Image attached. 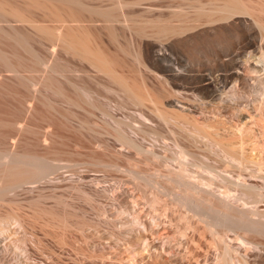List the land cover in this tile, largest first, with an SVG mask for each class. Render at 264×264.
<instances>
[{"label": "rangeland", "instance_id": "374dc122", "mask_svg": "<svg viewBox=\"0 0 264 264\" xmlns=\"http://www.w3.org/2000/svg\"><path fill=\"white\" fill-rule=\"evenodd\" d=\"M44 1L54 9L61 7L64 14L70 10L59 0ZM78 1L111 8L117 0ZM123 1L132 28L115 22L119 26L114 36L98 21L67 22L62 29L87 26L93 45L103 48L111 60L116 80L93 58L67 50L60 40L54 43L58 34L53 41L46 37L39 27L53 29L59 23L44 2L39 6L33 0H0V144L13 143L30 123L21 138L49 158L51 178L60 176L33 190L19 188L16 194L42 239L40 245H29L33 264H212L216 248L209 233L201 235L195 228L203 224L194 213V195H184V205L175 201L173 196L185 185L182 180H166V173L178 167L181 150L195 162L205 157L208 161L201 162H210L214 173H240L238 167L224 169L216 147L195 130L197 123L225 144L236 149L241 145L248 157L264 160V95L256 90L264 78V0H242L248 12L229 18H223L225 0ZM80 3L71 5L79 9ZM13 9L24 11L25 20ZM172 9L192 19L177 20L183 25L179 31L158 38V18H167ZM242 21L245 34L235 25ZM147 42L163 48L165 56L148 57ZM242 51L251 57H242ZM119 74L126 80L122 82ZM224 74L232 81L217 95L208 81L219 86ZM126 83L138 87L142 98ZM40 128L51 132L50 148L41 142ZM36 139L43 146L35 144ZM135 173L144 178L137 180ZM70 176L80 178L74 183L80 184L84 196L72 193V181L63 179ZM253 181V190L264 195V176ZM42 192L51 195L43 203ZM87 193L93 194V201L85 199ZM146 194L150 199L156 194L157 209ZM60 196L70 203L60 201ZM38 203L46 211H36ZM134 208L142 210L145 227L129 221ZM53 215L68 217L73 225L42 219ZM83 226H90L94 235L88 236Z\"/></svg>", "mask_w": 264, "mask_h": 264}, {"label": "bare ground", "instance_id": "6f19581e", "mask_svg": "<svg viewBox=\"0 0 264 264\" xmlns=\"http://www.w3.org/2000/svg\"><path fill=\"white\" fill-rule=\"evenodd\" d=\"M33 1H37L39 6L42 5H40L41 2H44L45 5L44 3L43 5L45 7L47 6L49 11L51 10L50 13L52 12V14L56 16V19L55 16L51 17L54 20H57L59 23L55 26L53 25V29H51L52 26L50 27L49 25L44 24L41 27H39V25L41 24L37 25L48 39L52 38L53 41L55 38H57L56 42L53 41L54 43L57 44V41L60 40L62 41V43H64L63 45L67 50L71 52H82L84 55L93 58L94 60H96L95 63H98L97 65H99V67L103 66L100 68H105L106 70H104L107 73L108 71H110L112 73L110 75L112 76L114 74L113 77L115 76L116 80L118 79V75L114 73L115 71L112 67L113 64H111L110 62L111 60L109 61V59H107L108 57L106 56V51L100 46H96L95 44L93 45V35L91 30L86 28L87 26H84L82 30H79L78 27H83L81 26L83 24L80 23L78 24L80 26L72 27V29L68 31L65 30L67 27V22L84 21L102 22L103 26L111 30L110 34L113 33V36L115 34V30L119 26L115 22H122L123 27L132 28V23L130 21L128 13L124 9L125 3L123 0H117L116 5L111 8H101L102 5L90 7L88 5L81 4L78 0H59L64 4H69L70 10L66 12L67 14L63 13L64 10L61 7H56V9H54L51 6L46 5V3L48 4L47 1ZM75 2L80 3L79 9L71 5ZM37 3L36 5H38ZM18 10L20 12L19 14L17 13ZM18 10L13 9V11L17 13L16 17H19L18 19L22 17L21 19L25 20V15L23 13L24 11H21L20 9ZM83 10H88L90 12V15H85ZM224 10L226 11V15H224L223 18H229L238 13L248 12L242 0H225ZM198 16H201V14L199 13ZM26 18L29 19L27 16ZM191 19L192 18L189 15H186V13L178 9H172L167 18H158V20L162 23L157 24L158 30L156 36L158 38H161L164 35L175 34L183 26L182 24L177 23V20L183 21ZM29 20L32 19L30 18ZM244 20L247 22L246 19ZM32 21H39V19H33ZM246 22H236L235 25L238 26L240 34H245L244 32ZM239 25L241 26L239 27ZM63 27H65V30H62ZM59 28L60 31H56V29ZM54 29L56 32H59L54 33ZM221 32L222 30L220 29L219 33ZM54 35L56 36L55 38ZM171 38L176 40L174 36ZM192 49L196 51V53H198L197 48ZM194 51H192V53L195 54ZM145 54L148 57H150L149 55L151 54L162 57L165 56V50H163V48L159 47L155 43L147 42ZM241 55L242 57H251L246 54V51H242ZM120 76L122 81V75ZM123 80H126L125 77ZM121 81L120 83L125 85V81L124 83H122L123 81ZM231 81L232 80L230 75L224 74L221 75V82L219 86L214 85L211 80L208 81V84L213 85L214 93H217V95H222V93L220 92H222V90H225ZM128 84L129 88H132V84ZM128 84L126 85V88H128ZM133 88H135V90ZM133 88L132 90L129 89L132 91V93H134L133 95H135L139 99L142 98L143 94L140 92V90H138V87L137 89L136 86ZM256 88V90L264 95V78H262V80L259 79V83ZM33 105L31 104V106ZM25 123L27 124V122ZM28 124L25 126V130L22 129L23 132H21V130L19 129L22 128L20 127L21 124L17 126L20 130L19 134L22 133L23 135L26 129H29L31 124L29 126ZM205 126L206 125L197 123L195 125V130L200 133L201 136L203 135L204 138L206 136V139L208 138V142L216 147L217 154L221 157L219 158L221 160L223 159V161L225 162L224 169H226L227 167H238V169L236 170L238 171L237 173H239V171L240 173L238 174V176H232L228 173H225V170L214 173L213 171H211L212 169L209 168L213 167L210 166V162L207 163V165L209 164L208 166L205 164V161H208L204 160L205 157H203L202 159L200 158L199 160L200 162L201 160H203L205 163L203 161V163H198L199 161L197 162L196 160L195 162V160L193 161L191 158H189L190 155H188V152L186 150H181V153L179 154L180 156L178 167H169V169H171H168V173H166L165 176L167 178L166 180H170V182H173L174 180H178L177 182H179L182 180V183H180L185 185V188L181 187L182 191L179 190L177 192L179 195L173 196V199L184 205L186 204V202L184 201H186L187 199H185L186 194L188 195L192 193L194 195V200L197 204V207L194 209V213L198 218V222H201L203 225L202 228L201 226L195 227L193 224H190V226H194L195 228H197V230H199L198 232L201 235H204L205 232L210 234L211 239L209 242L213 247L216 248V253L213 257L212 264H264V204H260V202H262L264 198V195L261 194L262 192H259L260 195H262L261 197H263L259 198L260 195L258 191L253 190L256 187V183H254L253 179L262 175L264 176V174H262L264 171V160H257L251 155V158L248 157V155L240 151L239 147L241 145L236 149L234 146L227 145L222 140L220 141L216 137L214 138L211 132L208 131V129H206L207 127ZM41 131L42 134L41 132L39 134H44L43 137L38 135V137L36 138L40 139L41 137V142L43 141L46 144L44 145V147L46 146V148H50L49 145L51 144V132L47 131L43 133L44 131L42 129ZM19 134L18 136L16 134V136L19 137ZM12 135L13 136L10 137H14V134ZM22 135L20 136L22 137ZM53 135L54 134L52 132V138ZM21 137L15 139L13 143L9 142L8 140L9 143L7 142L6 146L3 145L6 140L4 142L2 141L3 143L0 144V264H33L29 260V245L30 243H33V245H40L42 242V239L34 230L31 220H29L27 217L28 212L23 210V204L18 202V199L16 197L18 189L21 188L33 190L36 187H41L40 183H42L43 181L54 180L60 177L59 175L52 178L50 177L49 158L45 154L38 151L39 149L37 150L35 149V147L32 148L34 143H32L30 140L27 139L28 142H31L30 144L32 146L27 141H23L24 138L22 137V139ZM21 139L26 143V146L23 145L25 143L21 142ZM38 142L39 144L41 143L40 140L37 141L36 139L35 144H38ZM190 162L193 163V165L196 164V167L198 168L189 167V165L191 164ZM252 163L256 164L254 165ZM200 167H202L203 169L200 170ZM189 168L192 170H189ZM193 170H195L194 173L197 174H192V172L191 174L188 173V171L190 172ZM209 170L213 173H210ZM245 172H247L248 174H245ZM134 177L137 178V180H141L142 178H144V176L137 173H135ZM65 178L66 180L72 181V186H74V189L76 190V192L72 193L77 196H84L81 193L82 189L80 188V184L74 183L79 181V177L77 178L74 176H70L64 177L63 179ZM93 181L95 182V178H93ZM183 191H186V193ZM255 192L256 194L258 193L259 197L258 195H255ZM87 194L89 195H85V199L93 201V194ZM154 195V198L151 196L152 199L148 198L150 196L147 197V194L145 196L148 199L147 201L151 202V206H154V208L157 209L155 203L159 202V199L157 198L156 194ZM50 196L42 192L39 201L42 202L43 198H48ZM190 196L191 195H189V197ZM63 197L64 196H60L58 197V199L62 202L70 203L69 200L65 199L66 197ZM183 198L185 200H183ZM42 203H38L36 205V211H46V207ZM138 210H135L134 208L133 211H130L134 214V217L129 219V221L132 222V226H138L139 224H141L143 225V227H145V223L142 220V210ZM42 219L60 226L73 225V222H71L68 217L60 215L47 217L43 216ZM81 229L83 231H86V234L90 237L94 235L93 229L90 226H83L81 227ZM161 245L163 247L164 242H162ZM251 252L256 256L255 259H252L250 257Z\"/></svg>", "mask_w": 264, "mask_h": 264}]
</instances>
